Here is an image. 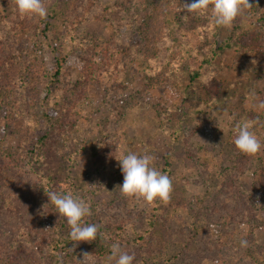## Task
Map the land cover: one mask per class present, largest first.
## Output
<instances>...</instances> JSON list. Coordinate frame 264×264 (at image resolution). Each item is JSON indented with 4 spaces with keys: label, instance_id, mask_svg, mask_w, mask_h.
<instances>
[{
    "label": "trees",
    "instance_id": "obj_1",
    "mask_svg": "<svg viewBox=\"0 0 264 264\" xmlns=\"http://www.w3.org/2000/svg\"><path fill=\"white\" fill-rule=\"evenodd\" d=\"M61 1L62 4L67 2V0ZM123 1L116 2L112 7L98 8L97 12L100 19L109 21L111 24L117 21L116 25H122L126 20L128 22L130 17L132 22L135 17H140L142 24L133 23L128 31L127 37L132 42L130 45L123 44L118 40L108 45L100 43L101 58L98 62H92L82 56V51L86 49L85 45L87 44L83 43L80 38L74 37V33L69 31L67 39L73 41L75 49H79L80 52L75 55H78L82 65L80 79L75 83L69 82L68 78H61L68 69L64 66L67 55L62 50L63 40L58 38L57 32L53 29L52 39L55 49L59 51V57L54 61L55 71L53 73L50 69H45V65H41L35 55L29 56L23 66V56L25 57V55L22 50L15 54H11V50H8L9 41L15 33L33 29V35L37 39L39 23L42 18L35 15L21 16L15 3L4 16L0 17V93L4 96L2 106L6 105V112L3 111V113L8 116L7 114L20 109L21 106L26 107L30 103H34L36 106L35 103H39L46 109L44 115L52 126L50 130L40 135L33 145L21 146L16 151L7 149L0 153L1 183L7 176L14 174L16 166L21 170L17 174H21V179L23 172L30 181L32 180L25 184L22 181L24 178L19 180V184L23 186H18L16 192L10 190L14 196L10 197L9 205L6 203V198L0 196V263L2 264H81L80 260H83L84 252L92 254L90 258L85 259L84 264H105L106 257L110 255L111 245L117 242L122 250L135 255L133 264H154L156 260L154 257L156 258L157 253H163L164 250L154 252L152 249L156 248L155 244L153 242L145 243L147 238L153 237L151 234L155 232L159 223L160 213L157 210H154L157 212L156 216L152 214L151 218H146L142 229L136 226L137 223L126 219V216L117 221L112 219L115 217L114 214L109 215L110 219H102V215L93 205L91 197L81 196L79 190L69 185L71 184L69 177L62 176L60 173L57 175L49 167L43 153H45L46 147L52 148L56 139L51 138L57 134L56 131L59 133L63 129L60 128L57 121L60 111H63L59 107L62 105L61 100L65 104L66 101L68 103L81 101L86 97L85 92L91 81L98 80L104 74L115 81V83L112 82L114 84L106 88L105 98L106 100L110 99L112 93L117 91L115 84L126 87V75L130 64L138 60L145 81L148 83L159 81L165 88L172 73L186 70L190 80L189 87H193L197 83L209 89L207 91L212 96V101L198 105L190 113L191 120L188 126L194 132H199L206 127L213 129L216 127L215 108L217 107V103L214 101L216 94L213 93H217L221 87L213 78L215 72L213 62L218 57V53L224 49L248 53V51L251 52L253 44H264V32L252 33L250 29L242 28L243 21L237 20L233 22L227 37L219 41L217 37L222 27H217L211 22L210 13L190 14L186 11L179 13L176 11L177 5L182 6L185 2L191 3L192 0H136L138 4H134V6H125ZM249 2L254 7L242 14L247 25L251 26L260 22L264 26V0H249ZM87 4L90 5L84 6L87 11L89 8L97 6L95 0H89ZM5 6L8 4L6 3ZM130 11H133V14L130 15ZM185 15H189L188 18H195V28L202 38V45L193 47L189 43L187 36L189 29L184 23L189 22V19L185 20L183 18ZM210 35L213 39L217 38L216 41L209 42ZM216 44H218L217 47ZM35 45L40 47L42 52L44 51L42 42H37ZM235 65L243 67L244 61L237 60ZM3 71L13 72L14 78H10V82H8L7 75L5 82L1 79ZM119 76L121 77L119 78ZM58 90H61V94L56 93ZM43 91L44 98L40 96ZM262 96H264L263 93ZM20 97H24L23 102H19ZM59 97L61 98L59 99ZM72 97L77 98L72 100ZM132 99L134 96L128 100H122L117 95L114 100L115 103L123 102L128 105ZM262 101H264V97ZM117 111L121 113L120 110ZM115 115L119 117L118 113ZM244 120L247 119H243L241 122ZM74 122L75 120H72L68 130L74 127ZM68 130L65 132L68 133ZM176 132L179 135V131L176 130ZM190 135L184 136V146L190 158L188 160H191L193 156L197 155L196 152L200 151L198 147L193 148ZM95 143L98 155L94 159L95 161L98 159L100 163L98 173L116 175L121 172L120 162L117 159H120L121 155L125 153L119 152L123 147L116 131L111 130L110 126H106L101 139ZM171 168V162L167 161L161 172L170 177ZM246 171L252 174L253 186L251 190L245 188L241 182L240 177ZM219 173L223 181L220 188L212 194L211 199L204 201L197 198L191 203L180 202L184 208L190 210L191 207L192 212L197 207L195 209L198 214L193 213L196 217L189 228L185 230L176 228L173 236L167 238L172 245L179 242L182 245L178 253H163L168 259L164 264H203L204 255H201L200 252L199 255L196 254V249L202 244L208 245L211 249L206 248V258L218 264H259L258 261H263L258 259L264 255V246L255 243L254 234L259 225L257 215L260 212L264 213V171L257 164L256 158L238 155L234 166L226 169L225 172H221L219 169ZM35 176L37 178H34ZM62 185L67 188L63 189ZM49 192L62 194L71 192L89 203L91 215L85 217L83 222L97 225L99 231L95 241H81L78 244L71 241L70 227L66 218L59 216L56 207L49 202L47 196ZM45 202H48L49 208L52 209L48 228L42 224L40 219V217L42 218L40 216L41 205H45ZM36 215L38 217H35ZM125 215H130L129 211H125ZM31 222L36 225L34 228H30ZM213 226L225 228V232L232 241L231 247L228 245L227 248L236 252L235 254H231L228 249L222 251V247L218 248V252L214 251L210 238L209 242L205 239V236H210ZM241 226L248 228L245 239L248 242L247 247H241V243H237L233 238L239 234L238 228Z\"/></svg>",
    "mask_w": 264,
    "mask_h": 264
},
{
    "label": "rangeland",
    "instance_id": "obj_2",
    "mask_svg": "<svg viewBox=\"0 0 264 264\" xmlns=\"http://www.w3.org/2000/svg\"><path fill=\"white\" fill-rule=\"evenodd\" d=\"M87 1L89 0H67L62 4L61 0H44L47 16L42 18L39 23L37 39L33 35V29L15 33L9 41L8 50H11V54L22 50L25 55V57L23 56V66L29 56L35 55L40 64H44L45 69H50L53 73L55 58L59 57V51L55 49L52 39L53 29L57 32L58 38L63 40L62 50L67 55L64 66L68 69L61 78H68L71 83L77 82L80 79L82 65L78 55L75 54L80 51L73 47V41L67 39L69 31L74 33V37L80 38L83 43L87 44L85 45L86 49L82 51V56L92 62H98L102 53L100 43L108 45L118 40L123 44L130 45L132 42L127 34L131 25L133 23L142 24V19L138 16L133 22L130 21V17V20L128 22L126 20L122 25H116L117 21L111 24L98 17V8L112 7L116 2L120 3L121 0H95L97 6L89 8L88 11L84 9V6H90ZM123 2L125 6L138 4L136 0H124ZM6 3L8 6H5ZM13 3H15L14 0H0V17L9 11ZM129 14H133V11H130ZM188 19L189 22H184L189 29L188 41L193 47L200 46L202 38L195 28V18ZM236 20L243 21L242 28H248L252 33L264 32V26L260 22L248 26L242 15L237 17L235 22ZM232 26L233 24L221 28L217 37L219 41L227 37ZM216 39L209 36V42L216 41ZM37 42L43 43V52L40 47L35 45ZM95 42L98 43L95 44ZM237 60L244 61V66L237 67L235 65ZM213 68L215 71L213 78L221 86L217 93H213L216 94L214 101L217 103L215 128L206 127L199 132H194L188 126L191 120L190 113L198 105L212 101V96L207 91L209 89L197 83L193 87H189L190 80L186 70L172 73L165 88L159 81L148 83L145 81L140 61L137 60L130 64L126 75V87L115 84L117 91L112 93L110 99L106 100L105 98L106 88L114 84L115 81L104 74L98 80L91 81L85 92L86 97L81 101H70V103L66 101L65 104L61 100L62 105L59 107L63 111H60L57 121L60 128L63 129L59 132L60 134L56 131L57 134L51 138L56 139L52 148L46 147L45 153H43L49 167L57 175L60 173L62 176L69 177V182L71 181L69 185L79 190L81 196L91 197L93 205L98 208L102 219L109 218L111 214H114L115 217L112 219L116 221L126 216V219L137 223L136 226L142 229L147 217L151 218L152 214L156 216L157 212L160 213L157 228L151 234L153 237L147 238L145 243L153 242L156 248L151 249L154 252L164 250L163 253H178L182 243L172 245L167 238L173 236L176 228L184 230L189 228L196 217L193 213L198 214L195 209L197 207L192 212L191 207L190 210L184 208L180 202L191 203L197 198L204 201L211 199L212 194L220 188L223 181L219 169L221 172H225L226 169L234 166L238 155L249 156L241 153L234 145L236 124L243 119L256 121L252 130L261 141L262 147L252 157L257 159V164L264 171V109L258 107L264 97L262 96V93L264 94V44H253L251 52L248 51V53H238L230 49L221 50L213 62ZM2 75L1 79L5 82L7 75L8 82H10V78H14V73L11 71L7 73L3 71ZM113 81L114 83H112ZM195 86L197 88H194ZM56 93L61 94V90ZM117 95L122 100H128L131 96H134V99L128 105L123 102L115 103L114 99ZM40 96L44 98V91ZM2 98L4 96L0 93V153L7 149L16 151L21 146L33 145L40 135L52 127L44 115L46 109L39 103H35L36 106L34 103H30L26 107L21 106L20 109L5 116L3 111L6 112V105L2 106ZM6 98L8 97L6 96ZM76 98L72 97V100H76ZM23 101L24 97H20L19 102ZM117 110H120L121 113ZM116 113L119 117L115 115ZM232 117L237 120H232ZM72 120H75V125L71 130H68ZM106 126H110L111 130L116 131L123 147L119 152L153 155L156 157L154 166L159 171L164 168L167 161L171 162L170 178L173 182V191L168 203L159 199L149 203L143 198L122 195L119 187L124 180L122 171L116 175L98 173L100 163L98 159L97 161L94 159L98 155L95 142L101 139ZM67 130L68 133L65 132ZM176 130L179 131V135ZM185 135H190L193 148H200V151L196 152L197 155L193 156L191 160H188L189 154L184 146ZM14 171L12 176H7L2 183L0 181V196L6 198L7 205L11 201L10 197L14 196L10 190L16 192L18 186H23L19 184V180L24 178L23 184L32 182L23 172L22 179L20 178L21 174L17 175L19 171L21 172L17 166ZM240 178L244 187L251 190L253 186L252 174L246 171ZM62 188L66 189L67 186L62 185ZM41 208V222L48 228L52 209L49 208L48 202H45V205L42 204ZM108 210L110 211L107 213ZM125 211H129L130 215H125ZM135 215L138 216L131 217ZM257 219L259 225L254 234L255 243L264 246V213L260 212ZM29 225L30 228L36 226L32 222ZM238 230H240L239 234L233 238L237 243H241L246 239L248 228L241 226ZM209 238L214 251L218 252V248L222 247V251L228 249L231 254L236 253L227 248L228 245L231 247L232 241L225 232V228L213 226L210 236H205L208 242ZM206 248L211 250L206 244H202L196 249L197 255L199 252L204 255L203 264H218L206 258ZM163 253H157V257H154L156 259L154 264H164L168 260ZM258 260L259 264H264V255Z\"/></svg>",
    "mask_w": 264,
    "mask_h": 264
},
{
    "label": "clouds",
    "instance_id": "obj_3",
    "mask_svg": "<svg viewBox=\"0 0 264 264\" xmlns=\"http://www.w3.org/2000/svg\"><path fill=\"white\" fill-rule=\"evenodd\" d=\"M16 8L21 16L35 15L46 18L47 7L44 0H14ZM254 6L249 0H192L178 6L176 11H186L194 14L210 13L211 22L217 27H229L235 19L245 13L246 10ZM189 15L183 16L187 20ZM255 62V61H253ZM254 95V94H253ZM264 109V101L258 105ZM234 119V117H232ZM255 122L244 120L236 124L235 147L243 154L254 156L262 147L261 141L252 130ZM121 171L123 173V184L120 187L122 195L126 197L143 198L151 203L154 200H162L168 203L173 191L171 178L159 171L154 162L156 157L149 154L137 155L135 153L122 154L120 159ZM49 202L57 209L59 216L66 218L70 227L69 236L71 241L77 244L81 241L92 242L97 239L98 227L96 224L84 223V218L91 215L88 202L71 192L67 194L49 192L47 194ZM247 240L241 241V247H247ZM81 264L92 254L84 252ZM134 254L122 250L120 244L113 243L110 247V255L106 257L105 264H133Z\"/></svg>",
    "mask_w": 264,
    "mask_h": 264
}]
</instances>
